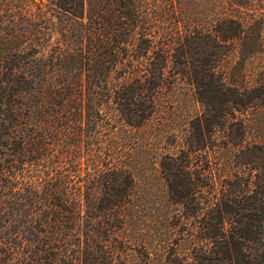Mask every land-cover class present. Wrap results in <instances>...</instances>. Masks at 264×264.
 <instances>
[{"label":"trees","instance_id":"16d2710c","mask_svg":"<svg viewBox=\"0 0 264 264\" xmlns=\"http://www.w3.org/2000/svg\"><path fill=\"white\" fill-rule=\"evenodd\" d=\"M39 1L47 51L0 3V264H264V0Z\"/></svg>","mask_w":264,"mask_h":264},{"label":"rangeland","instance_id":"374dc122","mask_svg":"<svg viewBox=\"0 0 264 264\" xmlns=\"http://www.w3.org/2000/svg\"><path fill=\"white\" fill-rule=\"evenodd\" d=\"M47 1V0H45ZM5 3V4H9L12 6V10L13 12L16 14V20H17V27H18V31L21 32L20 34V38L21 35L25 32V30L30 29L33 32V35H30V39L29 40H34L35 38V34H36V38L39 39V42L42 44V49H44L45 51L50 50V48H52V46H55V38L51 37L50 34L53 33L52 30H48V28L51 25V21L50 18H47L46 20H42L39 18V0H0V3ZM17 7V8H16ZM19 7V8H18ZM27 12H31L33 14V18L28 19L26 17H24V14ZM9 18V17H8ZM41 26H40V25ZM42 27L41 31L42 33L39 34V28ZM55 28V27H53ZM55 32V31H54ZM55 36V35H53ZM41 38V39H40ZM23 40H28V39H23ZM10 45H6L5 50H8V47ZM151 189H149L148 191L154 195L153 198V203L154 205H156V201L160 200L158 197L159 195L162 193L161 190L162 188H160L157 185H153L150 187ZM160 188V189H158ZM176 216V215H175ZM194 224H192V228H193ZM194 230V229H193ZM187 234V230L185 231ZM190 262L197 264V262H195L193 259L189 260ZM173 263L175 264H179L180 262L178 260L173 261ZM144 264V263H143ZM222 264V263H220Z\"/></svg>","mask_w":264,"mask_h":264}]
</instances>
